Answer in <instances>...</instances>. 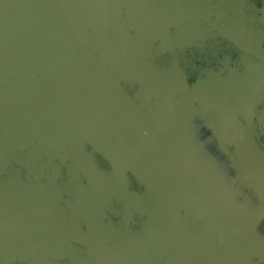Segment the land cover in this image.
I'll list each match as a JSON object with an SVG mask.
<instances>
[{
  "label": "water",
  "instance_id": "water-1",
  "mask_svg": "<svg viewBox=\"0 0 264 264\" xmlns=\"http://www.w3.org/2000/svg\"><path fill=\"white\" fill-rule=\"evenodd\" d=\"M245 3L247 0H0V111L5 124L55 127L56 133V127L65 128L68 122L71 128L78 118L84 122L80 124L82 133L93 125L91 118L94 126L97 122L110 127L114 117L127 114V123L133 126L131 140L127 133V154L133 150V157L140 159L142 146L146 148L147 158H142L151 169L147 173L150 189L177 202L185 216L191 213L193 221L206 223L207 233L196 227L195 237L210 238L216 256L213 264H264V255L257 250L263 249L264 237L256 229L255 216L242 209L241 200L232 193L236 192L234 186L229 183L226 188V175L211 172L213 159L190 149L178 119V102L190 90H201L203 97L209 93L224 109L227 102L250 94L249 76L245 82L228 81L222 89L208 79L188 89L176 55V50L194 41L224 37L245 53L258 47L264 60V40L254 36L252 25L246 29ZM163 55H168L167 65L160 69L156 64L162 60L157 59ZM144 71L149 75L146 85L140 83ZM131 80L137 84L132 95L121 85ZM175 87L178 99L174 92L169 93ZM227 118L226 140L215 132L212 137L236 176L264 206V155L254 146L251 131L241 130L233 117ZM243 120L252 127L250 118ZM256 121L259 124L257 115ZM158 176L183 194H173ZM14 207L0 201L4 243L13 240L16 227L28 231L17 225L24 222L22 216L43 226L54 225L37 215L25 216ZM7 249L4 244L0 264L11 263L6 260ZM118 251L117 259L123 264H150L148 256L129 249Z\"/></svg>",
  "mask_w": 264,
  "mask_h": 264
},
{
  "label": "flooded vegetation",
  "instance_id": "flooded-vegetation-1",
  "mask_svg": "<svg viewBox=\"0 0 264 264\" xmlns=\"http://www.w3.org/2000/svg\"><path fill=\"white\" fill-rule=\"evenodd\" d=\"M263 5L258 6L262 9ZM243 7H246V29L252 25L254 36L264 40V12L248 0ZM258 49L252 46L245 53L228 38L220 37L194 41L176 50L179 66L187 76L188 89L207 79L220 89L228 81L245 82L247 76L252 80L250 94L227 102L225 109L209 93L204 95L205 111H199L198 104L194 103L200 114L199 123L207 133L201 143L208 138L217 147L212 132L226 140L228 116L242 126L241 130L251 131L254 146L264 155L260 145H264V60ZM261 52L264 53V41ZM167 58L168 55L160 56L157 60L162 61H157L156 66L160 69L166 66ZM188 70L193 80L188 78ZM234 74L243 77L236 79ZM140 75V83L146 85L148 72ZM121 85L130 95L137 91L135 81ZM171 91L178 99L176 87ZM194 94L190 90L183 100L193 106ZM120 116L114 117L110 127L98 126L97 122L94 126L90 117L93 125L82 133L84 127L80 124L84 122L77 118L72 120L75 126L69 128L66 122L65 128L56 127L55 133V127L19 128L14 123L7 127L0 111V201L12 204L15 211L25 216L37 215L54 222L52 226H43L21 215L24 222L18 221L17 225L27 227L28 231L16 227L13 240L7 244L3 242L5 226L0 216V259L5 257L2 252L6 244L9 252L6 260L10 264H28L30 260L38 264H123L117 259L121 248L148 256L150 264H160L158 259L176 264H213L216 256H213L210 238L195 237L196 227L207 233L206 223L202 224L199 219L195 223L191 213L185 216L177 202L165 200L161 192L150 189L147 173L151 169L144 159L146 148H141L144 158H134L133 150L127 154L133 126L127 123V114ZM244 117L250 118L252 127L245 126ZM24 135L21 140L25 141L19 146ZM225 160L228 163L226 157ZM231 171L224 176L225 186L229 183L234 186L236 192L232 193L241 200L242 209L255 216L256 229L264 237V206ZM168 187L177 196L183 194L178 187L170 184ZM200 215L208 221L206 215ZM257 250L264 255V247Z\"/></svg>",
  "mask_w": 264,
  "mask_h": 264
},
{
  "label": "rangeland",
  "instance_id": "rangeland-1",
  "mask_svg": "<svg viewBox=\"0 0 264 264\" xmlns=\"http://www.w3.org/2000/svg\"><path fill=\"white\" fill-rule=\"evenodd\" d=\"M248 1L250 4H252L253 6L255 4L257 7H259L258 5L264 4L260 3L259 0ZM259 9L264 12V5L262 9L260 7ZM187 75L188 78H191L189 70ZM191 80H193V78H191ZM192 97L193 98L191 103L193 104V106L190 105L188 103V100L186 99L185 101L181 100L180 102H178V104H180L178 106V119L181 129L183 128L182 134L184 136V139L187 142L188 146H190V149L193 151L195 150L197 155L203 156L204 158L207 156L213 159L212 163H214V167L211 169V172L215 171L216 174L222 173L227 176L232 172L231 168L226 162L225 157L220 153L215 144L209 141L208 138L206 139V141H204V143H201V140L205 139L207 133L199 123L201 122L200 114L198 110H196V108L194 107V103L196 102L195 106L198 104L197 108L199 109V111H205V99L198 93H195Z\"/></svg>",
  "mask_w": 264,
  "mask_h": 264
},
{
  "label": "bare ground",
  "instance_id": "bare-ground-1",
  "mask_svg": "<svg viewBox=\"0 0 264 264\" xmlns=\"http://www.w3.org/2000/svg\"><path fill=\"white\" fill-rule=\"evenodd\" d=\"M34 167V166H33Z\"/></svg>",
  "mask_w": 264,
  "mask_h": 264
}]
</instances>
